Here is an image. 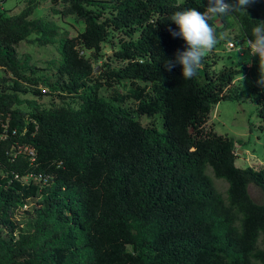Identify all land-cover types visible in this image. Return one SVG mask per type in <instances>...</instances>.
Instances as JSON below:
<instances>
[{
    "label": "trees",
    "instance_id": "16d2710c",
    "mask_svg": "<svg viewBox=\"0 0 264 264\" xmlns=\"http://www.w3.org/2000/svg\"><path fill=\"white\" fill-rule=\"evenodd\" d=\"M44 2L60 4L53 11L83 28L68 36L55 20L32 16ZM207 7L208 0H27L18 13L0 10V120L8 122L0 226L9 234L0 230V264H264V166L237 167L243 141L205 127L213 104L249 98L264 136L259 57L248 50L246 60L216 68L213 51L192 80H183L180 65L165 67L187 49L168 31H179L172 14ZM247 14L230 16L246 46L255 21L264 22V0ZM209 23L219 35L221 26ZM105 41L120 65H98ZM20 42L56 44L58 55L41 68L17 53ZM26 93L33 97H20ZM44 95L60 103L36 102ZM16 142L34 150L32 161L23 153L9 160ZM29 172L49 184L13 177ZM211 175L227 182L224 193ZM249 184L262 190L260 203ZM26 198H36L33 228L14 237L12 209Z\"/></svg>",
    "mask_w": 264,
    "mask_h": 264
},
{
    "label": "rangeland",
    "instance_id": "374dc122",
    "mask_svg": "<svg viewBox=\"0 0 264 264\" xmlns=\"http://www.w3.org/2000/svg\"><path fill=\"white\" fill-rule=\"evenodd\" d=\"M27 0H0V10H3L5 14L11 15L18 13L26 4ZM60 6V4H53L50 2L41 3L33 12L32 16H40L47 19L55 20L62 30L68 32V36L76 35L82 28L83 23L80 19L74 15L61 16L60 13L54 12L52 7ZM216 23L215 25L221 26L219 29V43L217 44L214 52L217 55L216 68H220L223 63L231 65L237 61L246 60L248 57L247 52L249 47L239 39L235 38L237 33V27L232 22V18L228 16V19L233 23L232 27L221 21V17H211ZM116 42V37L112 38ZM233 40L239 42L240 50L235 48L229 49L227 47V41ZM247 49V50H246ZM246 50V51H244ZM18 54H28L30 56V62L36 64L41 68L46 66V62L53 57L57 56L56 44L38 46L35 44H29L27 42H20L16 47ZM240 51H244L242 55ZM100 52H102L101 58L98 61V65L102 62H109L113 65H120L121 61L116 60L111 55L110 43L107 41L101 44ZM90 56L91 52L85 51ZM249 54V53H248ZM101 67L98 68L100 70ZM4 74L3 68L0 67V75ZM237 81V80H236ZM101 93H108L103 90ZM21 98H32L30 93L20 94ZM36 102L43 106H49L50 104L60 103L56 97L50 95H44L40 98H35ZM23 107V105H22ZM150 119L143 118L142 122L147 123ZM156 124L161 129V118L157 116L155 118ZM261 119L256 113L255 104L249 98H245L241 101H231L223 99L211 106V110L208 114L207 121L205 123L206 128H212L218 134H228V136L235 139H241V144H236V151H234L233 164L237 167L244 168L251 166L258 169L264 166V136L259 125ZM212 176V175H211ZM212 179L218 188V190L224 193L227 187V182L221 179H216L212 176ZM248 193L250 197L257 203L263 200L262 190L254 184H249ZM36 202V198H26L16 203L12 209V220L17 228L13 233L16 237L20 232H27L33 228V214L31 212L32 205ZM2 234L9 238V234L5 231L3 226H0ZM127 250L132 251L131 246H127Z\"/></svg>",
    "mask_w": 264,
    "mask_h": 264
},
{
    "label": "clouds",
    "instance_id": "9594fccd",
    "mask_svg": "<svg viewBox=\"0 0 264 264\" xmlns=\"http://www.w3.org/2000/svg\"><path fill=\"white\" fill-rule=\"evenodd\" d=\"M257 0H208L207 9L201 13L195 8L176 11L171 16V21L178 26L179 31L171 28L168 31L175 37H181L187 44L185 51H178L175 60H168L165 67L171 71L176 65L182 66L183 80H192L198 76L203 66L204 58L210 55L219 43L216 30L210 25L211 17H227L237 13H246L247 9ZM248 15V14H247ZM252 39L248 40V47L252 55L259 57L260 70L264 69V22L255 21L252 28ZM229 49L240 50L239 42L227 41ZM258 83L264 86V78Z\"/></svg>",
    "mask_w": 264,
    "mask_h": 264
},
{
    "label": "built area",
    "instance_id": "2783aa9c",
    "mask_svg": "<svg viewBox=\"0 0 264 264\" xmlns=\"http://www.w3.org/2000/svg\"><path fill=\"white\" fill-rule=\"evenodd\" d=\"M248 46V43H247ZM250 51V49H248ZM251 52V51H250ZM242 54V53H241ZM0 126L2 128V131H0V140H4L7 138L8 134H7V128H8V122L5 120L2 122V120H0ZM12 131L14 132V129H12ZM11 148H13L12 153L9 152H5L6 156H8L9 160L14 157L16 154H26L27 158L32 161L34 158V150L31 147L28 146H22L21 144L13 143ZM14 179L19 180L21 183L23 184H27V185H39V186H45L49 184V177L46 175H41L38 173H33V172H29L26 173L24 175H18V174H14Z\"/></svg>",
    "mask_w": 264,
    "mask_h": 264
},
{
    "label": "water",
    "instance_id": "95a60500",
    "mask_svg": "<svg viewBox=\"0 0 264 264\" xmlns=\"http://www.w3.org/2000/svg\"><path fill=\"white\" fill-rule=\"evenodd\" d=\"M98 68V67H97Z\"/></svg>",
    "mask_w": 264,
    "mask_h": 264
}]
</instances>
